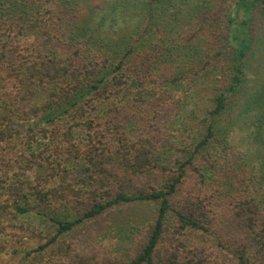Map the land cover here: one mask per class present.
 <instances>
[{
    "label": "trees",
    "instance_id": "trees-1",
    "mask_svg": "<svg viewBox=\"0 0 264 264\" xmlns=\"http://www.w3.org/2000/svg\"><path fill=\"white\" fill-rule=\"evenodd\" d=\"M218 2L0 0V219L53 228L12 259L150 205L128 260L67 254L264 264V0Z\"/></svg>",
    "mask_w": 264,
    "mask_h": 264
},
{
    "label": "rangeland",
    "instance_id": "rangeland-1",
    "mask_svg": "<svg viewBox=\"0 0 264 264\" xmlns=\"http://www.w3.org/2000/svg\"><path fill=\"white\" fill-rule=\"evenodd\" d=\"M221 4L218 14L224 16L232 11L235 0H218ZM31 38H26V42H30ZM264 51V49L262 50ZM264 65V56L261 60ZM187 137V134L184 135ZM245 135H235L236 141L240 144L247 145L248 141H244ZM244 141V142H243ZM248 146V145H247ZM241 147V146H240ZM113 219L105 221L99 229H81L74 236H67L62 240L60 245L63 253L61 257L51 263L46 259L43 264H75V262L67 254V244H72V247L77 251L85 249L89 255L98 258L99 251L103 248L106 255L112 259L119 261L128 260L132 257L138 242L142 238L143 232L148 228L154 217V209L150 205L137 207H120ZM118 216V220H116ZM111 225L109 227V223ZM2 228L6 230H2ZM50 224L39 223L38 220L32 218H21L14 220L0 219V264H20L21 258L12 259L11 252L13 250L30 251L37 248L41 243L46 242L49 238L48 232L52 230ZM131 230V231H130ZM131 232V233H129ZM22 256V254H21Z\"/></svg>",
    "mask_w": 264,
    "mask_h": 264
}]
</instances>
